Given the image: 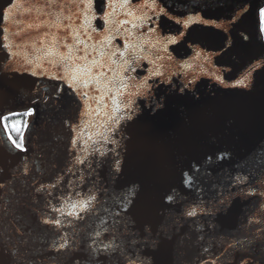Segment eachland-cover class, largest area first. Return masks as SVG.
Masks as SVG:
<instances>
[{
	"label": "water",
	"instance_id": "obj_1",
	"mask_svg": "<svg viewBox=\"0 0 264 264\" xmlns=\"http://www.w3.org/2000/svg\"><path fill=\"white\" fill-rule=\"evenodd\" d=\"M13 2L17 6L12 9L8 19L0 20V29H7L3 32V36L8 37L4 42L11 44L12 51L16 53L9 63H13L21 73L28 67L30 71H37L38 75L20 76L7 70L0 73L3 84L0 111L14 109L22 112L28 107H36V116L42 127L41 132L28 144L30 176L34 177L31 180L16 171V149L6 142L0 129V164L6 169L3 178L8 185L5 200L11 196L17 204H28L29 200L32 203L39 201L40 209L37 212L43 210L47 215L61 219L63 226L58 231L66 233L65 238L71 246L66 252H53V242L62 241L56 231H44V226L29 212L22 222V225L31 226V241L23 254L24 264H91L87 245L95 239V231L103 227L101 219L97 217L107 222L110 231L118 236L120 221L115 214L120 212L123 216L124 213L116 207L115 200L133 186L138 193L137 215L148 209L153 217H162L168 222L169 229H174L179 237L177 243L166 245V253L172 258L173 264H202L201 257L208 261L219 257L215 264H236L238 255L229 248V244H235L237 239L244 240L251 234L259 236L261 233L257 228H264V208L258 207L260 201L257 197L240 194L238 189L243 186L235 183L238 175L249 172L255 174L260 160L264 158V106L260 103L261 93L264 92V69L260 68L256 60L257 57L264 58V35L256 7H252L251 14L243 24L230 29L227 42L224 40L227 32H205L195 22L183 28L191 38L174 44L164 40L165 35L175 36L181 28V25L172 21L161 18L162 30L147 35L145 28L124 25V38L137 46V56L146 57L139 60L142 68L131 75L139 80L147 74L144 69H159L166 74L167 79L160 78L163 82L153 87L148 99L135 97L141 118L129 122L121 132L123 151L120 159L123 172L118 179L120 187L111 181L110 169L105 165L97 166L96 170L100 173L98 187L92 189L89 180L82 181L80 178H87L88 164L96 163L92 153L99 145L95 142L101 139V132L107 134L108 119L115 112L114 105L107 97L99 104L93 99L89 101V116L77 120L75 103L68 99L62 103L48 99L57 82L46 79L45 75L51 76L59 70L51 61L58 60L59 53H67L64 43L74 44L73 38L68 36L63 27L52 26V20L59 17L63 24H71L81 38L87 39L84 36L87 32L92 37L88 40L90 45L108 35L99 27L100 0H96L95 18L87 9L82 10L79 4L63 3L46 9L45 0ZM139 2V11L127 17L133 23H138L137 17L142 13L151 15L143 7L144 0ZM254 5L264 7V0H254ZM7 6L8 0H0V8ZM164 6L177 19L197 17L207 12L214 17L220 16L224 23L223 18L230 14L235 5L234 0H165ZM81 11L77 19L76 13ZM126 11L128 9L122 5H116L111 17L113 23H106L105 26L114 28V22L124 19ZM181 13L183 17L179 15ZM40 20H44L47 26L38 30L27 27ZM45 32L49 35L42 39ZM242 34L248 35L249 39L242 40ZM53 35L56 36L57 44L52 48L53 55L49 56L47 53L52 46ZM193 40L197 42L193 43ZM113 43L120 44V37L117 36ZM221 45L225 47L221 48ZM93 55L99 58L98 52ZM113 60L115 63L111 66L115 79H120L123 73L120 67L122 60L119 55ZM28 61H32L33 65L41 64L43 72L28 65ZM245 75L248 76L247 82L256 85L254 96L242 95L239 88L227 87L216 79L219 76L226 84L232 85ZM189 81H192L189 87L184 92L179 91ZM91 95L97 97L99 93ZM34 98L41 102L34 104ZM142 100L143 103H140ZM157 101L163 107L150 110ZM104 104L108 107L105 108ZM65 121L80 124L75 132L79 140L74 154L69 145L70 134ZM107 147L103 146V150H107ZM224 152L229 153L230 159L223 162L217 160L216 156ZM74 155L85 159V164H75ZM209 156L212 157L211 161L207 159ZM195 169H199V172ZM185 174L194 180L191 188L183 183ZM57 176H62L63 180L58 189H50L54 197L49 199L53 206L62 208L64 213L74 211L71 203L85 199L90 189L100 197L90 213H81L82 220L44 208L40 195L29 190L30 184L37 181L50 184L56 181ZM102 189H107L108 195L101 196ZM201 189L204 191L201 192ZM172 193H179L180 200L167 208L165 196ZM221 193L225 197L231 193L228 201L232 208L230 213H221L213 208L215 214L210 217L198 214L190 218L184 215L190 208H196L199 213L200 208L211 207L215 203V196ZM65 197L70 199L65 200ZM198 197H202V201ZM250 220L260 221L259 226L249 223ZM11 222V218L6 217L5 221H0V228L11 232ZM122 239L120 237L116 242L120 243ZM222 249L226 250V254H221ZM97 264L109 262L101 254Z\"/></svg>",
	"mask_w": 264,
	"mask_h": 264
},
{
	"label": "snow or ice",
	"instance_id": "obj_2",
	"mask_svg": "<svg viewBox=\"0 0 264 264\" xmlns=\"http://www.w3.org/2000/svg\"><path fill=\"white\" fill-rule=\"evenodd\" d=\"M63 3L79 4L81 9H87L88 13H91L93 18L96 17V0H45L44 7H56ZM165 0H144L143 7L151 12V15L142 13L137 17L138 23H133L127 19L128 16H133L136 11H139L141 5L139 0H100L99 19L101 21L100 29L107 32L108 35L103 40L97 41L95 44L90 45L88 40L92 39L87 32L84 36L87 39L81 38L80 35L73 29L71 24H63L57 17L52 20V26L63 27L68 36H71L74 40V44L64 43V47L67 48V53H59V59L51 61L53 66L58 67V71L51 76L45 75L46 79L57 82L53 88V93L48 96L49 100H53L56 103H62L64 99H68L76 105L77 120L87 118L90 114L91 108L89 101L96 99L97 103L104 101L105 97L110 99L114 105L115 112L108 119L107 134L100 133L101 139L95 143L99 147H95L92 153L95 164L89 163L88 170L89 176L87 178L81 177L83 181L89 180L92 189H96L97 179L100 173L97 172V166H107L110 169V179L112 182L117 183L120 175L123 172L122 163L120 159L123 146L120 141L123 139L121 132L125 126L131 121H138L141 117L137 109L135 97L142 96L144 99H148L152 94V89L159 83L163 82L160 78L167 79L166 74L159 69L149 70L144 69L147 72L146 75L140 77L137 80L131 73L137 72L138 68H142L139 60L146 57H140L136 55V45L130 44L128 39L122 35V29L124 25L131 24L133 28H145V34H157L161 29V18L164 21H172L175 24L181 25V28L177 30L175 36L165 35L164 40L169 44L178 43L179 40H185L191 38L190 34H186L183 28L188 27L191 23H198L201 25V29L205 32H227L224 36L225 42L228 41L231 34L230 29L238 27L240 24L248 18L251 14L253 6L256 7L257 15L259 18L264 19V7L254 5V0H234V7L231 8L230 14L223 18L224 23L221 22L220 16H212L205 12L200 16H189L186 19H177L172 15L170 10L164 6ZM7 7L0 8V20L8 19V15L11 14L12 9L17 5L13 0H8ZM116 5H122L128 11L124 12V19L116 20L114 28H107L106 23H113L111 20L112 14L115 11ZM111 9L112 11H109ZM63 10V9H62ZM81 12H77L76 16L79 19ZM181 17L183 13L179 14ZM46 22L40 20L39 23L33 25L29 24L27 27L32 29L35 27L37 30L46 27ZM7 29H0V59L3 60L0 63V73L12 71L20 76L28 74L31 76H37V71H30L28 67H25L24 73L20 72V69L15 67L13 63H9L16 55L12 51V45L5 43L8 37L3 36V32ZM49 34L44 33L42 39L47 38ZM131 35V34H130ZM119 36L121 43L114 44L116 37ZM242 40H248V35H241ZM193 40V43H196ZM57 44L56 36H52V46L48 51V55H53L52 48H55ZM105 45H110V48H105ZM225 45H221L224 48ZM230 47V45H229ZM98 52L99 58L93 55ZM128 53L126 56L125 53ZM119 57L122 60L120 67L123 69L120 79H115L114 70L112 64L115 63L113 57ZM257 62L260 68L264 69V58L257 57ZM76 61H79L77 63ZM28 65H33L32 61L27 62ZM36 69L43 72L41 64L35 63L33 65ZM255 69V65H253ZM112 73L113 75H109ZM221 83L227 87L239 88L241 94L245 96H254L256 94L255 83H249L248 76L245 75L243 79H239L235 84L228 85L221 77H216ZM192 81L182 85L179 91L184 92ZM3 92L2 78H0V93ZM91 93H99L97 97L91 95ZM39 92H37V96ZM41 100L33 99L34 104L40 103ZM143 103V100L140 102ZM260 103L264 106V92L261 93ZM55 106V105H54ZM107 108L108 105L104 104ZM163 105H160L157 101L156 104L151 105L150 110L160 109ZM37 115L36 107H28L24 111H17L10 109L7 112L0 111V129L3 130V135L6 137V142L11 144L16 149L17 155L15 157L17 161L16 171L23 174L26 179H34L30 176V168L27 153L30 151L28 147L29 137L31 135L30 129L32 127L31 121L25 122L23 119H13L15 117H34ZM64 124L69 129V145L72 148L73 154L78 144L79 137L75 135L76 129L80 127L79 123ZM91 139V138H90ZM108 145L107 150H103V146ZM23 154V155H21ZM99 157V160H96ZM209 161L212 157L207 158ZM216 159L223 162L230 159V155L224 152ZM75 164H85V159H81L79 156L74 155ZM264 158L259 162L257 172L254 174L249 172L245 175H238L235 177V183L243 186L239 188L240 194L248 197H257L260 203L258 207L264 208ZM5 167L0 164V221H5L6 217L11 218L12 231L0 228V264H24L23 254L27 248V245L31 241L29 231L31 226L23 224L27 213L32 212L35 215L37 222L44 226V231H56L60 241H55L52 244V251L56 253H62L70 250L71 246L67 241L66 233L61 234L58 230L63 226V221L58 217L49 216L40 210L39 201L32 203L31 200L28 204L14 203V197H9L5 200V194L8 185L4 181ZM199 172V169H195ZM63 180L62 176H57L56 181L50 184L37 181L35 184L29 185V190L36 194H39L41 200L44 202V208L50 209L52 212L60 213L61 215H67L69 217L75 216L77 219H83L81 213H90L96 202L100 199L95 192L90 189V194L78 202L71 203V208L74 211L64 213L60 207H55L51 203L50 197H54L53 191L50 189H58L60 182ZM102 183V182H101ZM133 185L135 182H132ZM186 187L191 188L194 185L193 178L185 174L183 181ZM13 190L16 191V186L13 185ZM201 192L204 190L201 189ZM108 195L107 189L101 190V196ZM138 193L135 187L127 188L122 195L118 196L115 200V205L124 213L123 216L120 212L115 214L116 219L120 221V228L118 229L119 235L110 231V226L107 225L102 218L101 224L103 227L101 230L95 231V239L91 244L87 245L88 259L91 264H97V259L103 255V258L109 262V264H173L172 258L166 253V245L177 243L179 237L175 234L174 229L170 230L168 222L164 221L162 217H153L148 209H145L142 213L137 215L136 197ZM225 197L223 193L215 196V203L208 208H200V212H197L196 208H190L184 215L187 217H196L198 214L203 216H212L215 213L213 208L221 213L228 214L232 211L229 205V198ZM70 199L65 197V200ZM202 201V197H198ZM211 199V198H210ZM180 200L179 193L166 194L165 207L171 208ZM136 201V202H134ZM19 217V218H18ZM249 223L259 226L260 221L250 220ZM257 231L261 235L251 234L244 240L237 239L235 244H229V248L234 249L238 255L236 264H264V228H257ZM107 234V235H105ZM123 237L120 243H117V239ZM107 241V242H105ZM126 241V243H125ZM207 252L208 249H205ZM221 254H226V250H221ZM202 264H215L216 259L214 257L212 261H208L205 257H201Z\"/></svg>",
	"mask_w": 264,
	"mask_h": 264
},
{
	"label": "rangeland",
	"instance_id": "obj_3",
	"mask_svg": "<svg viewBox=\"0 0 264 264\" xmlns=\"http://www.w3.org/2000/svg\"><path fill=\"white\" fill-rule=\"evenodd\" d=\"M28 121H31V123H32V127L30 129L31 135L29 137V143H30V141L34 138V136H36L38 133L41 132L42 125H40L41 122H40V119L37 116H35L33 118L32 117L29 118Z\"/></svg>",
	"mask_w": 264,
	"mask_h": 264
},
{
	"label": "trees",
	"instance_id": "obj_4",
	"mask_svg": "<svg viewBox=\"0 0 264 264\" xmlns=\"http://www.w3.org/2000/svg\"><path fill=\"white\" fill-rule=\"evenodd\" d=\"M13 119H23L25 122H27L28 121V119H29V117H15V118H13Z\"/></svg>",
	"mask_w": 264,
	"mask_h": 264
},
{
	"label": "flooded vegetation",
	"instance_id": "obj_5",
	"mask_svg": "<svg viewBox=\"0 0 264 264\" xmlns=\"http://www.w3.org/2000/svg\"><path fill=\"white\" fill-rule=\"evenodd\" d=\"M261 25H262V32H263V35H264V19L261 18Z\"/></svg>",
	"mask_w": 264,
	"mask_h": 264
}]
</instances>
